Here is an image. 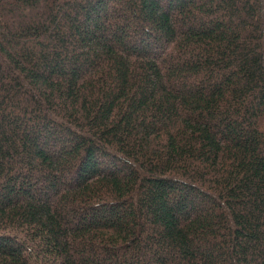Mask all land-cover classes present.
<instances>
[{
	"label": "trees",
	"instance_id": "16d2710c",
	"mask_svg": "<svg viewBox=\"0 0 264 264\" xmlns=\"http://www.w3.org/2000/svg\"><path fill=\"white\" fill-rule=\"evenodd\" d=\"M0 264H264V0H0Z\"/></svg>",
	"mask_w": 264,
	"mask_h": 264
}]
</instances>
